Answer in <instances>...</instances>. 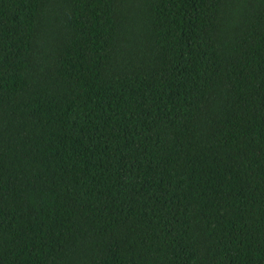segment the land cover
Listing matches in <instances>:
<instances>
[{
	"label": "trees",
	"instance_id": "16d2710c",
	"mask_svg": "<svg viewBox=\"0 0 264 264\" xmlns=\"http://www.w3.org/2000/svg\"><path fill=\"white\" fill-rule=\"evenodd\" d=\"M0 264H264V0H0Z\"/></svg>",
	"mask_w": 264,
	"mask_h": 264
}]
</instances>
